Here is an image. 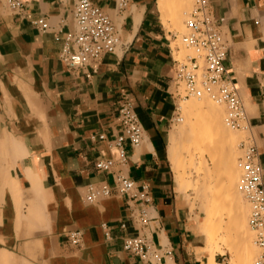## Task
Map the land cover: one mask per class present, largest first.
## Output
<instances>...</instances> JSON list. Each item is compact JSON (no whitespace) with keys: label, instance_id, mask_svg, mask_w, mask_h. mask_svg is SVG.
Instances as JSON below:
<instances>
[{"label":"crops","instance_id":"0c3cea01","mask_svg":"<svg viewBox=\"0 0 264 264\" xmlns=\"http://www.w3.org/2000/svg\"><path fill=\"white\" fill-rule=\"evenodd\" d=\"M19 1L20 13L0 0V264H226L222 254L212 262L203 251L199 222L172 168L182 100L174 81L180 32L169 13L161 15L158 0H91L113 21L119 45L97 69H73L61 52L76 32L75 0ZM207 1L228 46L225 66L264 182V0ZM38 19L47 21V32L34 25ZM124 97L144 139L125 144L122 155L115 140ZM100 160L115 165L99 172ZM117 174L135 189L120 193ZM92 185L112 192L89 202ZM143 186L148 201L140 197ZM73 231L83 233L80 245L70 243ZM128 237L146 239L161 261L125 251Z\"/></svg>","mask_w":264,"mask_h":264},{"label":"built area","instance_id":"2783aa9c","mask_svg":"<svg viewBox=\"0 0 264 264\" xmlns=\"http://www.w3.org/2000/svg\"><path fill=\"white\" fill-rule=\"evenodd\" d=\"M14 12H22L19 0H8ZM74 21L76 32L68 37L70 46L61 52L62 61L73 69L90 66L97 69L105 55L114 54L119 45V32L113 21L91 0H75ZM41 31L47 32L49 24L45 19L33 22ZM186 32L178 33L180 40L192 54L179 57L180 49L174 59V81L180 88L179 98L183 101L191 96L206 93L211 100L227 106L225 122L234 129L245 127L246 110L238 88L229 76L225 66L228 46L219 29V25L210 11L207 0H194V6L185 22ZM181 120V107L174 117V122ZM120 133L115 146L125 155L124 145L139 146L144 139V127L133 105L127 97L121 100L118 110ZM99 139H104L100 135ZM242 156L240 165L242 176L239 189L250 205L249 226L255 235L258 256L255 264H264V182L263 168L255 144L246 139L240 145ZM115 161L100 160L96 163L99 172H109ZM115 188L120 193H130L135 189V182L121 174L116 175ZM148 187L143 186L140 197L148 201ZM112 188L108 185H92L88 189L87 201L95 202L100 197L109 196ZM123 227H125L123 225ZM73 245H80L83 239L81 231L68 234ZM125 251L151 262H160V253L151 248L142 237H128L124 241ZM226 264H232L227 258Z\"/></svg>","mask_w":264,"mask_h":264},{"label":"bare ground","instance_id":"6f19581e","mask_svg":"<svg viewBox=\"0 0 264 264\" xmlns=\"http://www.w3.org/2000/svg\"><path fill=\"white\" fill-rule=\"evenodd\" d=\"M188 2V0H158L157 6L161 15L169 13L168 15H172L178 24L185 13L184 10L188 7ZM187 107L189 112L200 109L204 111L211 119V130L206 134L201 125L192 124L191 134L186 139L184 138V133L181 127L178 132L181 135L180 142L176 141L175 135L173 134L171 136L169 149L170 159L173 164L172 168L174 167V171L177 172L181 189L183 190L190 184L185 176L186 169L184 168L186 166L184 164L183 153L181 152L183 145L187 141L192 142L202 146L204 148L203 150L207 151V153L209 152L213 156V159L217 156V161H213L215 163L214 170H207L203 182H197L198 194L205 199V212L203 218L205 229L209 234L211 233V235L215 230H221V232L227 229L232 230L237 236V241L234 243V249L237 253L238 263L254 264V245L251 241L250 235L246 231V222H244L245 212L241 204L242 197L240 198V194L237 190L238 168L235 163L236 159L234 158V148L236 146L237 137L232 135L230 130L225 126L223 122V110L217 103L205 100L201 96L197 99L191 100ZM180 145H182V147ZM193 159L194 158H192V160ZM217 176H225L224 179H221L222 181H225L221 186H223V189L226 191L224 192L229 195L237 210L233 217V225L230 228L226 226V223L228 222L223 218L224 215L215 211L221 205V202L218 195L213 191L210 182L212 179H216ZM210 205L213 209L211 212ZM219 245L220 244L215 243L214 246L211 245L212 247L208 249L209 259L212 262L216 252L222 251Z\"/></svg>","mask_w":264,"mask_h":264},{"label":"rangeland","instance_id":"374dc122","mask_svg":"<svg viewBox=\"0 0 264 264\" xmlns=\"http://www.w3.org/2000/svg\"><path fill=\"white\" fill-rule=\"evenodd\" d=\"M188 7L186 8L184 15L182 16L180 23L177 24L176 19L170 15V18L172 20V28L175 29L176 31L184 34L186 32L185 28V22L191 13L193 6H194V0H188ZM174 47H178L180 49L178 56L179 57H185L187 54H192L193 52L191 50L186 49L184 44L178 40L174 42ZM203 97L205 100H208L210 102H214L213 100L210 99V97L202 92L200 95H194L191 96L189 99L183 101L180 103L181 107V120L179 122H175L172 128V135H175L176 141L180 142L181 141V135L178 133L180 128L182 127L183 133H184V138H188L189 135L191 134V126L192 124L195 125H201L203 128V131L208 133V131L211 130L210 128V123L211 119L206 115L204 111L200 110H194L193 112L188 111V103L193 100L197 99L199 97ZM216 103V102H214ZM220 108L223 110V118H224V124L230 130V133L234 136L237 137L236 141V146L234 148V158L235 163L238 168V182H237V190L240 194L241 198V204L242 207L244 208V222H246V231L250 235L251 241L253 242L254 245V261L253 263L255 264V261L258 256V249L255 245V235L253 231L251 230L249 226V215H250V205L247 203L246 199L244 198L243 194L241 193L239 189V184L242 176V167L240 165V158L242 156V151L240 148V145L242 141L246 140L247 134L242 130L234 129L230 127L229 125L226 124L225 119L227 117V106L225 104L217 103ZM171 144V143H170ZM182 147V145H180ZM204 148L200 145H197L192 142H186L183 147L181 152L183 153V158H184V164H185V176L186 180L190 182L188 186H186L183 189V195L185 198L186 203L191 209V212L195 215L194 218L199 222V232H200V239L204 243V249L203 251L208 252V249L210 247L214 246L215 243L220 244L219 247L223 251H218L216 254H222L224 257L228 258L232 264H239L238 259H237V253L234 249V243L237 241V236L234 234L232 230H215L209 234L204 225V206H205V199L201 196H199L198 191H197V182H203L204 176L207 173V170H214V165L215 161H217L218 158L214 157L207 151L203 150ZM187 156V157H186ZM212 157V158H211ZM188 158V159H187ZM192 158H194L192 160ZM214 161V162H213ZM214 163V164H213ZM199 167V168H198ZM183 171V169H182ZM224 179V177H219L217 176L216 179L211 180V186L213 187V191L218 195L221 205L215 210L217 212L222 213L224 216L223 218L226 220V226L231 227L233 224V217L236 214V208L234 207L233 202L231 201L229 195L225 193L226 191L223 189V185L225 181H222L221 179ZM223 189V190H222ZM225 191V192H224ZM242 195V196H241ZM210 212L213 210L212 206L210 205ZM219 210V211H218ZM212 245V246H211ZM215 254V255H216Z\"/></svg>","mask_w":264,"mask_h":264}]
</instances>
